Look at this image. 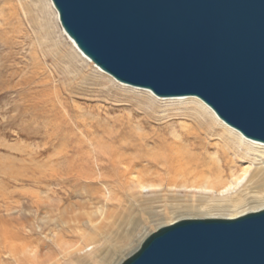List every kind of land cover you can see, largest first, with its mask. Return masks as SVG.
Here are the masks:
<instances>
[{
    "label": "water",
    "instance_id": "obj_1",
    "mask_svg": "<svg viewBox=\"0 0 264 264\" xmlns=\"http://www.w3.org/2000/svg\"><path fill=\"white\" fill-rule=\"evenodd\" d=\"M77 48L116 80L197 96L264 142V0H51ZM119 264H264V208L184 218Z\"/></svg>",
    "mask_w": 264,
    "mask_h": 264
},
{
    "label": "bare ground",
    "instance_id": "obj_2",
    "mask_svg": "<svg viewBox=\"0 0 264 264\" xmlns=\"http://www.w3.org/2000/svg\"><path fill=\"white\" fill-rule=\"evenodd\" d=\"M44 3L53 26L59 28L64 41L82 61L92 64L100 75L122 85L126 91L136 92L134 89L140 88L120 82L97 67L65 33L52 1L44 0ZM140 91H144L140 93L143 99L152 102L177 100L184 103L187 100L196 104L227 133L230 141L224 140L221 145L219 142H206L201 136L206 133L202 125L180 134L179 140H154L152 144L147 143L142 132L99 130L86 119L74 122L79 132L68 128L67 135L66 127L56 126L59 144L55 145L54 155L66 162L59 169L56 164H52L51 154L35 177L36 180L33 178L35 182L38 181L41 192L19 197L11 194L1 200L0 264L114 263L128 246L129 239L128 235H119L114 231L111 223L85 220L91 238L95 241L76 249L66 243L64 235L75 227V222L71 223L67 215L66 197H62V194L69 193L73 187L86 188L83 198L87 197L88 200L93 198L90 192L100 193L102 202L125 196V200L135 207V212L151 213L147 215V220H139V224L144 225L167 218L170 214L184 215L201 211L206 214L196 218H232L235 216L223 213L237 211L241 215L246 212L238 210L246 206L256 210L264 208V142L245 137L220 119L197 96L162 97L147 88H140ZM53 118L58 119V116L53 115ZM60 124H65V121L61 119ZM72 135L74 139H71ZM47 136L51 138L52 135ZM243 159L248 160L246 163L240 162ZM96 183L101 185L97 187ZM94 187L98 188L95 192ZM21 200L29 208H21ZM128 215L123 221L119 219L117 230L129 222ZM104 231H107L105 241L118 247L110 255L107 248L104 250L96 246L97 237ZM133 236L136 237L135 234Z\"/></svg>",
    "mask_w": 264,
    "mask_h": 264
},
{
    "label": "rangeland",
    "instance_id": "obj_3",
    "mask_svg": "<svg viewBox=\"0 0 264 264\" xmlns=\"http://www.w3.org/2000/svg\"><path fill=\"white\" fill-rule=\"evenodd\" d=\"M43 3L44 0H0V206L2 198L11 194L19 197L42 191L33 178L36 180L51 154L52 164L59 169L66 162L54 155L59 144L56 126L66 127L65 133L68 128L79 132L74 122L86 119L99 130L142 132L147 143L152 144L154 140H179L180 134L202 125L206 133L201 136L206 142H219L221 145L224 140L230 141L227 133L196 104L187 100L184 103L177 100L152 102L142 98L140 93L144 91L140 88L134 89L136 92L126 91L122 85L100 75L92 64L82 61L69 48L59 28L53 26ZM61 119L65 124H60ZM47 135L52 136L49 138ZM74 138L72 135L71 139ZM246 160L240 162L246 163ZM96 184L97 187L101 185ZM97 187H94V192ZM85 193L86 188L73 187L69 193L62 194L66 197L67 215L71 223L75 222V227L66 232L64 238L75 249L83 247L95 241L85 220L111 223L114 231L128 235L129 239L128 246L113 264H119L158 227L206 214L201 211L170 214L167 218L144 225L139 224V220H147L151 213L135 212V207L125 200V196L102 202L100 193L90 192L93 198L89 200L86 196L87 199L83 198ZM21 201V208L27 209L28 204ZM251 210L256 209L246 206L238 212ZM223 214L236 217L240 213L225 211ZM127 215L129 222L117 230L119 219L123 221ZM106 233L104 231L97 237L96 246L107 248L110 255L118 247L105 241Z\"/></svg>",
    "mask_w": 264,
    "mask_h": 264
}]
</instances>
